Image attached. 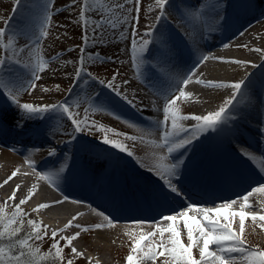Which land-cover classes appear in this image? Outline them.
<instances>
[{
  "label": "snow or ice",
  "instance_id": "snow-or-ice-1",
  "mask_svg": "<svg viewBox=\"0 0 264 264\" xmlns=\"http://www.w3.org/2000/svg\"><path fill=\"white\" fill-rule=\"evenodd\" d=\"M73 6L76 3L80 4L79 20L84 25V35L81 37L83 47L80 48L78 57V67L72 77L74 83L87 84L88 77L100 85L111 89L117 97H120L129 105H134V101L129 99L127 94L119 89L115 81L119 73L113 74L110 80L100 79L87 71V64L95 63L99 60L101 63L105 59L111 60L112 57L101 58L99 53L93 56L87 53L89 37L87 35L88 28L91 27L93 32L92 43H104V33L107 29L116 30L120 26L129 24L131 17V63L135 70L137 79L147 78V73L153 75H164L166 72L165 65L172 59V49L165 48L168 41L161 39L158 43L161 47L156 48V54L152 53L150 45L157 43L154 36L156 28L154 25L146 26V30L140 33L139 12L140 0H72ZM23 0H14L13 15L19 10ZM55 0H39L38 8V24L30 27L31 21L22 19L19 27H12L13 16L8 17L3 21L4 27H0V132L7 127L6 120L8 113L12 110L17 112V117L13 123V129L17 133L31 136L37 134L35 129L27 128L30 121L56 120L57 125L50 126L48 131L54 137L56 135H64L69 137V141H75L81 134L93 135V129L104 133L102 144L110 146L119 152L126 153L128 156H133V152L128 149L126 143L119 139H112L109 133L116 137H124L125 140L136 142L140 139L144 142L143 137L136 135H128L116 131L112 128H107L104 125H97L95 121H89V111L97 112L103 109L97 108L94 105L84 110L81 117L80 113L75 109L79 108V102L76 100L65 99L58 103L34 104L32 102H22L24 94H32L37 87L36 82L42 79L41 74L49 70L52 61L59 60L60 53L47 59L43 55L41 41L47 39L50 35L52 27L53 6ZM132 3L135 8H128L127 4ZM170 0H155L159 14L156 16V23L167 19V8ZM211 10L214 14V20L223 21L220 15V4L207 5L200 3L197 0L196 5L190 6V10L181 15L195 22L193 24V33L195 28L201 29V38H203V30L212 27V24L207 19L208 11ZM56 11H61L56 9ZM135 11L136 15H132ZM89 13L95 14L93 19ZM11 28V31L9 30ZM99 33V40L96 39V34ZM24 37L26 43L23 46L19 45V39ZM121 39H128L125 31L120 32ZM195 40V35H192ZM227 47V45H226ZM71 51V50H70ZM259 52L260 49H255ZM28 62H24V58ZM204 61L209 59L208 56L202 57ZM155 60L156 63L152 61ZM232 63L241 64L243 61L235 60ZM66 63H72L67 61ZM192 80L189 75L184 78L180 86H177L175 92L169 94L165 99L162 112L163 119L157 122V128L160 131L159 140H147V143L153 145L156 149L165 151V154L156 157V162L148 167V171L153 173L159 180V188L151 193V196L160 201H168L169 199L179 200L186 203L183 210L175 211V214H164L160 212V219L153 221L150 224L152 230L144 231L142 225L144 221H137L139 231H128L127 236L131 238L130 253L126 257V264H145L152 262L155 264L158 258H163L161 264H237L241 261L242 264H264V249L259 247L247 246L245 233V222L251 220L257 223L261 230H264V214L249 213L245 209L253 207L250 203V198L254 194H264V127L258 129L261 137V149L256 152L250 146L240 144L237 146L239 156L253 166V175L258 177L255 186L249 185L250 190L246 194L235 199L222 201L214 207L197 206L190 200L189 192L179 182L180 169L185 164L186 153L190 145L199 140L201 136L208 132H217L223 130V127L230 123L238 126L243 122L244 117L237 115L241 109H236V105L240 102L243 96L245 81L223 83L203 80H196V83L206 87L231 89V95L228 96L219 107L204 115L198 114H181V108L178 101L188 100L191 93L185 91V86ZM125 84L128 81H124ZM59 85L56 89L59 90ZM72 86L69 87V94L72 93ZM47 92L49 89L44 88ZM99 96V94H97ZM234 109L236 111L234 112ZM65 120L70 124V129H63L58 122ZM195 121L194 125L185 126L183 121ZM261 123H264L262 121ZM129 127H136L129 124ZM139 131V129H138ZM174 153H179V156L173 157ZM49 157L57 155L55 147H49L47 150ZM67 160V156L65 157ZM26 163L35 170V162L26 160ZM141 163V167H143ZM67 169V163H62L56 172H36L37 178L47 181L50 185L58 187V178L61 173ZM18 174V170H14L11 176L4 181L7 184L9 180ZM249 179H251L249 177ZM2 186V185H0ZM20 185L12 191L8 200H15ZM36 186L33 185L27 195L15 203L8 210V202L0 204V264H48L51 259V264H65L64 249L70 248L74 258L83 257V253L72 246L73 241H76L81 232H89L92 230H102L105 227H114V221L103 212H98L97 215L103 217L104 223H96L91 228L74 224L73 221L78 219L73 216L63 228L52 230L50 239L53 241L47 252H42L41 247L35 245L34 241H43L49 236L47 225L42 222H37L32 219L25 220L29 213L25 212L22 205H25L35 194ZM67 200V197H65ZM63 201H56L62 203ZM238 205L239 211H232L233 206ZM53 205L48 203H40L33 211L47 209ZM261 209H264V201H260ZM227 212V214H225ZM194 213V215H190ZM200 217V219H197ZM238 218L239 230H233V223ZM178 220H182L183 230L186 231L187 241L182 242V231L177 227ZM203 221V223L201 222ZM223 221V222H222ZM27 225L28 231L25 226ZM78 228L80 231L70 236L61 235L70 228ZM167 234V236H166ZM59 237V239H58ZM61 241H64L61 246ZM211 246H214L211 247ZM194 249L198 250L197 258L194 255ZM91 258H89L90 264ZM66 264H74L73 259H68ZM97 264L99 262L97 261Z\"/></svg>",
  "mask_w": 264,
  "mask_h": 264
},
{
  "label": "rangeland",
  "instance_id": "rangeland-1",
  "mask_svg": "<svg viewBox=\"0 0 264 264\" xmlns=\"http://www.w3.org/2000/svg\"><path fill=\"white\" fill-rule=\"evenodd\" d=\"M121 2H123V0H121ZM38 3L39 0H23V3L20 6L19 10L15 13V15H13L14 0H0V27L5 26L3 21L10 16H13L12 27L21 26L20 22L22 19L31 21L32 24L29 26L34 27L36 24H38V19H36L39 14L37 8ZM173 6H175L174 1H170L169 6L167 8V15H173L175 13V9L172 8ZM127 7L135 8V5L129 3L127 4ZM139 7L140 12L138 30L140 33H143L146 30V26L153 24L152 22L155 21L154 17L156 14H159V10L156 7L155 0H140ZM56 9H60L61 11L57 12ZM79 9L80 4L76 3L75 6H73L72 0H55L53 6L54 15L52 17V27L50 29V35L47 39L41 41V46L43 55L49 60H51V57L55 56L57 53H60L61 55L59 60L52 61L50 63L48 71L41 74L42 79L36 82L37 87L34 92H32V94L30 95L24 94L22 96V102H32L34 104L40 105L47 103H58L65 99H68L70 101L76 100L79 102V108L75 110L80 113L81 117L84 114V110L86 108H90V106L92 105L97 108L103 109L102 111L97 112H92L90 110V122L95 121L97 125L102 124L107 128H112L116 131L126 133L128 135H133L135 133H137L139 137L147 136L149 134L151 135L153 133L157 135L158 130L154 129V131H148L149 129H152L147 127L145 123L142 125L140 123L141 121L137 120L143 119L142 121L146 122H153V120L161 121L163 119L162 108L165 99L168 98L170 93H172L171 90H173V87H170V85H163V82L160 79L159 75L147 73V78L137 79L135 70L132 67L131 63V17H129V24L122 25L116 30L107 29L104 33V43H96L94 45L92 43V37L94 34L91 30V27L88 28L87 35L89 37V44L87 46V53H91L93 56L99 53L101 58L110 56L112 57V59H105L103 63L97 60L95 63L87 64L86 67L87 71L91 72L94 76L100 79H104L106 81L110 80L113 74L118 72L119 75L117 76L115 83L117 86H119V89L122 92L127 94L129 99L134 101L135 106L129 105L123 99L117 97L111 89L100 85L99 83L88 77H84V79L88 80L87 84H83L82 81L80 83H74L72 77L75 73L76 68L79 66V50L81 47L84 46L83 41L81 39V37L84 35V25L79 20ZM88 15L91 16L93 19L96 18L95 14L93 13H89ZM132 15H136L135 11H133ZM9 30L11 31V28ZM121 31L126 32V34L128 35V39L120 38ZM259 31L261 33H264L261 28L253 30V32ZM99 38V33H97L96 39L99 40ZM25 43V38L21 37L19 39V45L23 46ZM151 46L152 45H150V48ZM246 50L247 51L245 52L247 55L252 54L254 56L253 59L258 58V60H260L261 55L263 57L261 51L257 52L250 47H248ZM67 61H72V63H66ZM24 62H28L26 57L24 58ZM245 68L247 69H244L243 75L245 74V70L252 69V67L249 66H245ZM262 68H264V66L260 67L259 70H261ZM259 74L264 75V69ZM259 74H257V78ZM124 81H128V83L125 84ZM189 84L191 83L189 82ZM192 84L196 83H193L192 81ZM56 85L60 86L59 90L56 89ZM70 86H72L73 88L71 94H69L68 92ZM44 88L49 89V91H43ZM169 88H171V90L167 91ZM97 94H99V96H97ZM161 95L163 96V98L161 97ZM218 104L219 102H214L213 107L217 109L219 107ZM178 105L181 108V114L187 115V113L195 111V108L191 109L190 106L184 100L178 101ZM142 109H144V111ZM145 110H157L158 114L151 116ZM16 117L17 112L15 110H12L8 113L6 121L8 123H14ZM189 121L192 122L191 120H188L183 121L182 123L186 124ZM58 124L61 127V130L70 129V124L65 120H60ZM129 124L135 125L136 127H129ZM55 125H57L56 120H35L30 121L27 124V126L43 127L47 129H49L50 126ZM209 133V135L211 136L209 139H212L210 141L204 139V144L202 146L201 144H197V146L195 145V147H192V149L190 150V156H188V154H190V151H187L185 161H188L190 159L191 161L195 162L199 150L200 153L205 151L214 154L215 142L213 140L212 135H214V133L216 132ZM103 135L104 133L93 129V135H87V133H84L81 134L77 140L70 141L67 143L69 147H75V149H77L78 155L83 157L91 156V152H105V150L112 151L113 154L117 155L119 152L118 150L102 144L101 140ZM61 136L64 138L65 141H69L68 136ZM109 136L112 139H119L122 142L126 143L128 149L133 152V156H128L126 153H121L126 155L127 158H134L137 161L136 163H138L140 166L141 163H143V168H145L146 171H148V167L152 166L156 162V157L164 154V152L162 153L163 150L156 149L153 145L148 144L147 139H144V142H142L140 139H138L136 142H133L131 140H125L124 137H116L112 133H109ZM79 149H82V151H79ZM85 149L89 151V154L84 153ZM174 155L175 153L173 154V156ZM204 158H207V153L206 156L204 155ZM19 164L21 166L24 163L20 162ZM86 167H90V164L86 165ZM1 169L0 175H2L4 178H6V176H11L12 172L9 171V173L7 174L8 169L3 172ZM18 181L19 180H16L15 176L11 180H9L7 185L11 186L12 188L8 189L10 193H12V191L16 188L17 185H20V188L16 195L17 197H19V200L16 201L15 199V201L12 203L11 200L8 201V197L5 192L3 193V191L1 190L2 193H0V204H3L5 201H7L9 211H11L15 203H19V201L23 199L22 194L25 193L26 189H32L33 185H35L37 189L35 193L38 196H35L36 200H38L40 196L44 195L46 203L48 201V204L53 205L52 207L44 209V211H46L44 213L45 215H54L55 217L59 216L60 213L64 212L63 209L55 207L65 203H56L55 200L57 201L58 199L55 198V196L53 197V194L49 195V192L46 191V185L42 183V181L35 180L31 183H28L27 180H25L21 181V183L19 184ZM22 208L25 212L29 213V215L25 217V220H34L30 215L32 211H27L26 205H22ZM246 221L248 223L249 230L257 231L258 239L261 241V243H264V230H261L260 228L258 229L254 223H251V221ZM65 223L67 222L65 221ZM25 228L26 231L30 230L28 229L27 225L25 226ZM68 233V231H65L61 233V235L65 236V234ZM81 233L83 235L87 232ZM248 234L251 235V233ZM50 235L51 233H49V236L45 237L43 241H34L33 243L35 245L40 246L42 252H47L50 248L51 243L53 242L49 238ZM81 237L82 236H80L76 241L73 242L76 245L78 244L79 248L89 249L92 252L90 254L91 256L94 255L95 257H99L102 262L104 261V263L102 264H119V262L120 264H124V261L126 259V253L130 248L126 247L124 251L122 250L120 254L118 253V257H116L115 259V256L112 254L110 248H106L101 251H97L95 249L93 250L90 248L89 243L93 239H95V237H97L96 232L89 233L85 235L84 238L80 239ZM63 244L64 241H61V246H63ZM127 246L130 247L131 243H129ZM64 255L65 264L68 259H73L74 264H88V261L83 257L81 259H75L71 254L70 248L64 249ZM48 264H51V259L49 260ZM90 264L96 263L90 262ZM145 264L147 263L145 262ZM148 264L151 263L148 262ZM157 264H161V262L158 261Z\"/></svg>",
  "mask_w": 264,
  "mask_h": 264
},
{
  "label": "bare ground",
  "instance_id": "bare-ground-1",
  "mask_svg": "<svg viewBox=\"0 0 264 264\" xmlns=\"http://www.w3.org/2000/svg\"><path fill=\"white\" fill-rule=\"evenodd\" d=\"M170 1H175V6L177 7L178 13H182L184 8L190 9V6L196 5L197 0H184V2H179L177 0H170ZM264 1V0H261ZM217 2L220 4V13H222V17L224 18V14H228V16L232 12H236L235 4L238 3V0H207L203 1L200 0V3L207 4V5H215ZM248 13V11H246ZM213 14L211 10L208 11L207 14V19L210 22V15ZM155 15L154 20H156ZM190 20V19H189ZM191 21V20H190ZM154 22V21H153ZM211 23V22H210ZM215 26L212 24V27ZM261 28L264 32V13H261L260 11L257 10H251V12L247 15L246 17V23L241 24L237 26L236 28H226L223 31L222 36L221 33L219 32L218 34H211L210 37L213 39L217 40V42L214 41H208L206 43L205 48H197L196 46H193L192 49L193 51L197 52L199 54V59L196 61H193L191 58V55H185L183 57L184 62L190 63L191 68L186 72L181 74L175 81V87L173 88L172 92H175L177 89V86L181 85V82L184 78L187 76L191 75L192 80L190 83H196V80H203L205 83L208 81H213V82H223V83H231V82H237L242 79L248 80L251 79L254 75V72L257 71L261 65V62H259L258 58L253 59V55H247L245 51L248 47L252 49H260L261 52H264V33L259 32H253L255 29ZM222 30V29H221ZM197 37H201L200 30L198 29L196 32L193 33ZM192 34V35H193ZM180 41V40H179ZM227 45V47H226ZM160 47L158 45H155L154 48L152 49V53L155 55L156 54V48ZM208 56L209 59L207 61H204L202 57ZM243 61L244 63L237 64V63H232L231 61ZM170 61L166 63V66H169ZM171 66V65H170ZM245 66L252 67V69L245 70V74L243 75V71ZM67 74V73H66ZM240 78V79H239ZM239 79V80H237ZM189 84L185 86V91L191 93V97L188 100H184L190 108H195V111H191L187 114H198V115H204L210 111L216 110L214 108L213 104L214 102H219L218 105L223 102L224 99H226L229 95H231V89H223V88H213V87H206L201 84ZM257 87L250 89L255 91V95L252 93H245L246 99L239 102L236 105V109H241V112H237V115H242L244 117L243 122L240 124H246V126L251 129V132H247L249 136H246L242 128L238 129L237 131L233 130V126L231 123L229 125H226L223 127V130L217 131L216 137H215V146H216V152L217 154L223 155L224 151L226 154H231L234 158H238V160L242 163H245L248 166V162L245 161L243 158L239 156L237 146L240 144H244V141L247 142V144L252 148V149H257L261 148L262 145L260 144L261 137L259 135L258 129L259 127L250 121V117L254 118L256 121L262 122L264 121V111H256L254 108L256 106H261V109L264 108V97L260 95L258 92L263 88L262 84L259 82H255ZM149 102V101H147ZM147 107V106H146ZM214 108V109H213ZM147 109V108H146ZM234 109V112L236 111ZM199 110V111H198ZM150 111V110H149ZM151 113H158L157 110H152ZM261 113V114H260ZM263 113V114H262ZM262 115V116H261ZM157 122L149 123L148 125L150 127H155L157 128ZM250 131V130H249ZM254 131V132H252ZM255 133V135H254ZM133 135H138L137 133ZM159 136H152V135H147L143 136L144 139H152V140H159ZM139 137V135H138ZM248 138V140L246 139ZM250 138H256V141H249ZM21 143V142H20ZM19 143V144H20ZM24 144L25 148L29 147L26 142L22 143ZM61 145H64V143H61ZM152 148V147H150ZM31 151L35 150V147L30 148ZM165 151H162V153ZM179 156V153H175L173 157ZM212 156V154L210 155ZM214 156H216V153H214ZM34 158H37L36 155L32 154H26L25 151L21 153L17 152H12L9 148H1L0 146V169L3 171H7V174L10 172H13L14 170H18V174L16 175V180L18 181V184L21 183V181L27 180L28 183H31L35 180H40L37 178L36 172H47V169L45 167V161L41 159L40 162L34 161ZM26 160H32L35 162V170H33L32 167L29 166L28 163H26ZM205 159H202L201 161L204 162ZM130 163L132 164H138L136 163L137 161L134 158H129ZM231 161L232 159H227V158H220L218 161H213L211 157L207 160V165L212 166L213 162L215 165L219 168V172L222 176H225V174H230L233 176L234 173L232 172L231 169ZM20 162H23L24 165L20 166ZM59 162H62V157H60ZM250 165V164H249ZM190 171H194L193 166L185 161L184 166L180 169V175L186 173H189ZM79 178V177H78ZM207 178L209 176L207 175ZM8 179V176L4 178L2 175H0V193L1 190L3 193L9 197L11 195L10 191L8 189H12L11 186H8L7 184H4V181ZM155 181H153V184L158 185V179L155 178ZM44 181V180H40ZM9 182V181H8ZM47 182V181H46ZM48 183V182H47ZM32 190L31 188L26 189L25 193L22 194V197L24 198L27 193ZM250 190V188L248 189ZM247 190V191H248ZM46 191L49 192V195L53 194L50 193L48 189ZM246 194L240 193L238 195H231L228 198L230 199H235L239 196H242ZM36 193L34 196L30 199L32 202L35 204L32 207H26V210H33L36 208V206L40 203H46V199L44 198V195L40 196L38 200H36ZM53 197L55 196L54 194L52 195ZM71 196V195H69ZM21 198V197H20ZM16 201L19 200V197H15ZM29 200V201H30ZM9 201V200H8ZM15 201V200H14ZM14 201L11 200L13 203ZM223 199H219L218 201L216 200L214 203H211L210 206L214 207L216 205H219ZM260 201H264V194L256 193L253 195L252 198H250V203H252L254 206L251 207L253 210H248L245 209L246 212L249 213H259V214H264V209H261L260 207ZM48 202V201H47ZM197 206H200L196 204ZM186 207V204L183 206H180L177 208L176 211L178 210H183ZM55 208H61L64 210V212L60 213L59 216H53L49 218V222L54 224H58V229L63 228L66 222L71 220L72 218L70 217L69 213L73 211L75 213V209L72 205L65 203L61 204L59 206H56ZM101 211V208H97L95 211L90 213L89 217V222L87 225L88 227H92L96 223H104L106 224V221L103 220L99 215H97L98 212ZM232 211H239V206L235 205L233 206ZM227 214V212H225ZM190 215H194V213H190ZM146 217V216H145ZM144 217V218H145ZM160 218L153 219H142V218H136V219H123L122 221H114V227L112 228H107L105 227L102 230H95L96 236L95 239H93L89 244L91 249H95L97 251H101L106 248H110L112 251V254L116 257H118V253L123 250H125L126 247L131 248V246H127L129 243H131V238L126 235L128 231H139V228L137 227L136 222L137 221H144L145 223L142 225L144 231H150L152 230L150 227V224L153 221H158ZM197 219H200V217H197ZM37 221V219H36ZM251 221V220H248ZM203 223V221H201ZM50 223H47L48 225H52ZM74 224H79L77 220L73 221ZM251 223H253L251 221ZM256 227L259 229V226L257 223H254ZM82 225V224H81ZM85 226V225H82ZM177 227L182 231V242L187 244V236H186V231L183 230V223L182 220H178L177 222ZM75 229L78 228H70L67 231L69 232L70 235H73L75 232ZM233 230L238 231L239 230V223H238V218L235 219L233 223ZM248 233H251L248 234ZM87 235V234H86ZM85 235H83L80 239L84 238ZM167 236V234H166ZM244 238L246 239L247 246L250 247H259L260 249H264V243H261V241L258 239V233L257 231H250L248 227L247 221L245 222V233H244ZM214 248V246H211ZM77 250L82 252L83 258H85L88 261L89 264V258H91V263H96L97 261L99 264L104 263L100 260L99 257L91 256L90 254L92 253L89 249L85 248H79L76 246ZM71 250V249H70ZM194 255L199 258L198 256V250L194 249ZM130 249L126 253V257L129 255ZM82 257H78L75 259H81ZM163 258H158L156 260V264L158 261H162ZM106 261V260H105ZM148 264V262H146ZM152 264V262H149ZM108 264V263H107ZM113 264V263H109ZM118 264V263H114ZM120 264V262H119ZM124 264H126V259L124 261ZM237 264H242L241 261H237Z\"/></svg>",
  "mask_w": 264,
  "mask_h": 264
}]
</instances>
